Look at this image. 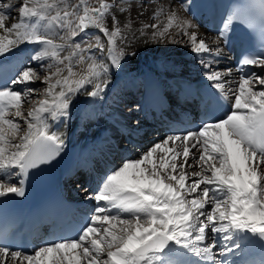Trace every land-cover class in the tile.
<instances>
[{
	"label": "snow or ice",
	"instance_id": "obj_1",
	"mask_svg": "<svg viewBox=\"0 0 264 264\" xmlns=\"http://www.w3.org/2000/svg\"><path fill=\"white\" fill-rule=\"evenodd\" d=\"M257 7L264 27V0ZM113 8L128 11L117 0H99L97 6L87 0L0 2V59L22 44L39 46L30 62L0 86V197L24 196V180L17 186L13 178L26 177L60 154L63 141L49 131V118L66 117L82 90L89 97L105 91L110 67L118 68L126 54L118 44L139 38L180 42L169 34L175 28L202 58L205 79L222 99H230V111L196 131L170 134L111 170L88 197L96 206L75 237L58 238L31 252L0 245V264H182L174 256L195 257L190 264H229L227 257L247 243L264 247V76L241 74L229 82L225 77L231 69L222 73L203 60L222 54L219 43L227 41V30L240 14L225 20L213 48L174 9L156 7L152 22L133 29L130 22L121 23ZM12 9L19 19L9 24ZM138 14L143 15V5ZM109 16L111 28L105 23ZM93 28L102 34L92 37L94 43L81 37ZM92 49L102 57L106 51L110 63ZM77 65L86 68L78 72ZM248 66L264 71V53L242 57L237 71ZM37 81L46 84L45 98L25 115L22 107L37 92L31 87Z\"/></svg>",
	"mask_w": 264,
	"mask_h": 264
},
{
	"label": "bare ground",
	"instance_id": "obj_2",
	"mask_svg": "<svg viewBox=\"0 0 264 264\" xmlns=\"http://www.w3.org/2000/svg\"><path fill=\"white\" fill-rule=\"evenodd\" d=\"M0 2L7 3L8 0H0ZM98 2L99 0H97L96 5H98ZM107 2L111 3L112 0H107ZM188 2L189 0H117V3L128 8V11L120 12L118 8H113L112 12L118 16L121 23L130 22L133 29H135L145 22H152L149 17L154 8L174 9L181 17L194 25L191 30L196 31L200 39H204L215 48L217 45L213 42L217 37L206 32L198 22L189 19L186 13ZM16 3L19 4L20 0H16ZM70 3L76 4L78 0H70ZM141 5H143V15L138 14L141 10ZM10 14L12 19L7 23L18 22V12L12 9ZM159 21L161 23L166 22V18L160 16ZM105 23L111 28V16L106 19ZM169 34L174 40L180 42L145 43L144 38H139L138 40H130L127 45L118 44L119 47L124 48L126 54L118 68L110 67L109 85L105 91L97 97H89L86 91L82 90L73 97L69 114L66 117H60L55 120L49 118L48 120L49 131L60 136L63 141L62 148L70 150L77 155L68 174L62 181L61 192L69 201L80 203L81 209L90 213V215L94 211L96 202L88 197L93 196L99 190V186L106 175L126 160L127 156L130 159L131 156L134 157L133 159L138 158L141 153L147 151L155 143L162 141L166 137L154 132L147 136V132L151 131L152 127L142 124L139 104L133 106V103H131L132 106L130 108L124 106L122 88L129 87L133 91L142 82L154 80L159 81L166 88L165 78L172 76L195 77V80L211 84L205 79L204 72L196 68V66L198 68L203 66L202 58L194 54L190 46L188 50L185 49L187 52L179 50L189 45L188 38L177 35L175 28L171 29ZM85 35L89 37V42L92 43H94L93 36H102L98 30L82 33L81 37ZM77 39L79 40L80 38L78 37ZM104 42L106 45V41ZM38 47V45L33 44H22L10 55L0 59V86L5 81H9L22 66L30 62L28 57L31 58V54ZM24 51H27L26 56H24ZM221 51L222 54L219 57H212V59L203 57V60L209 62L212 67L224 68L220 72L226 73L230 69L226 68L228 55L222 48ZM92 52L98 58H103L105 63H110L106 59V51L103 57L97 49H92ZM15 53H18V55H15ZM192 59L198 62H193ZM48 62L45 61L44 63ZM85 68L86 65H77L74 70L80 72ZM254 72L264 76V71H261L258 67H255ZM225 79L229 82L238 81L233 72H231L230 76H226ZM20 87L22 88L23 86ZM31 87L35 88L37 92L24 103L22 111L25 115L35 106L37 99L45 98L43 93L46 84L37 81ZM91 89L92 86L89 85L87 90L90 91ZM14 111L13 109V114ZM133 117H137L138 122H133ZM21 125L25 127L22 121ZM123 132H127L130 135L132 142L129 145L122 143L119 147L116 142L119 135H122ZM21 134L23 133L21 132ZM70 177H82L83 180L80 182L84 184L87 181L88 184L83 186L85 188L82 191L77 192L70 186V183H72L69 180ZM19 179L21 177L13 178V183L17 186H19ZM75 183L73 182V185ZM78 185V183L74 185L76 190ZM70 189L73 190L71 191ZM253 248L254 242L247 243L242 250L227 257L229 264H232L233 261L235 264H246L245 260H248V256H246L245 251L249 254ZM173 259L181 261L182 264H190L196 258L192 256H174Z\"/></svg>",
	"mask_w": 264,
	"mask_h": 264
},
{
	"label": "rangeland",
	"instance_id": "obj_3",
	"mask_svg": "<svg viewBox=\"0 0 264 264\" xmlns=\"http://www.w3.org/2000/svg\"><path fill=\"white\" fill-rule=\"evenodd\" d=\"M96 2H97V0H87V3H88L90 6H97V5H96V4H97ZM175 4H176V3H175ZM188 47H189V45H188L187 47H184V48L182 47V48H180L179 50H180V51H182V50H183V51H186V50L189 49ZM185 49H186V50H185ZM186 52H187V51H186ZM31 55L33 56L34 53H32ZM32 56H31V57H32ZM179 57H180V56H179ZM29 58H30V57H28V60H30ZM192 61H193V62H196L197 60H196V61H195V60H192ZM197 62H198V61H197ZM213 69L221 71V69L223 70L224 68H221V67H217V68H216V66H214ZM124 94H125V95H129V94H130L129 89H125V90H124ZM125 101H126V103H127L128 99L126 98ZM126 108H127V107H126ZM12 112H13V110H12ZM118 143H121V138H119Z\"/></svg>",
	"mask_w": 264,
	"mask_h": 264
},
{
	"label": "water",
	"instance_id": "obj_4",
	"mask_svg": "<svg viewBox=\"0 0 264 264\" xmlns=\"http://www.w3.org/2000/svg\"><path fill=\"white\" fill-rule=\"evenodd\" d=\"M89 30H94V28L93 29H89Z\"/></svg>",
	"mask_w": 264,
	"mask_h": 264
}]
</instances>
